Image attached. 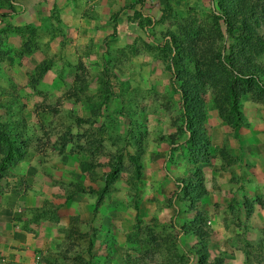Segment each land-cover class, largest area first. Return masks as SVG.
<instances>
[{"label": "rangeland", "instance_id": "1", "mask_svg": "<svg viewBox=\"0 0 264 264\" xmlns=\"http://www.w3.org/2000/svg\"><path fill=\"white\" fill-rule=\"evenodd\" d=\"M216 12L214 0L0 1V210L89 264H201L198 249L208 264H264V91L239 95L234 126L206 87L207 161L181 132L175 77L229 45ZM192 169L203 195L190 200Z\"/></svg>", "mask_w": 264, "mask_h": 264}, {"label": "trees", "instance_id": "2", "mask_svg": "<svg viewBox=\"0 0 264 264\" xmlns=\"http://www.w3.org/2000/svg\"><path fill=\"white\" fill-rule=\"evenodd\" d=\"M2 1V0H0ZM217 12L215 20L223 24L224 30L229 36V45L225 54H212L207 64L205 59L198 58L186 70L184 74L176 76L179 84L175 89L179 94L183 130L186 133L184 139L187 153L193 163L207 161L209 155V142L202 130L201 121L203 112L201 109V95L210 84L214 88V103L219 113L224 115L223 107L228 110L225 119L232 125H236L238 118V97L253 87L264 91V67L254 60L257 49L264 48V0H214ZM187 47V46H186ZM215 61H218L217 63ZM203 65L205 69H200ZM223 105V106H222ZM6 153L15 150L12 147L14 141L7 139ZM138 164L135 168L138 169ZM201 180L196 169L181 182V187L190 200L198 199L203 195L200 186ZM84 192L83 188L78 189ZM193 227V226H192ZM194 231L193 228H188ZM196 231V230H195ZM196 236L203 235L196 232ZM199 263L208 264L201 259L206 253L201 249L195 250ZM219 264V263H217Z\"/></svg>", "mask_w": 264, "mask_h": 264}, {"label": "crops", "instance_id": "3", "mask_svg": "<svg viewBox=\"0 0 264 264\" xmlns=\"http://www.w3.org/2000/svg\"><path fill=\"white\" fill-rule=\"evenodd\" d=\"M80 259L53 244L51 236L22 229L7 209L0 210V264H89Z\"/></svg>", "mask_w": 264, "mask_h": 264}]
</instances>
